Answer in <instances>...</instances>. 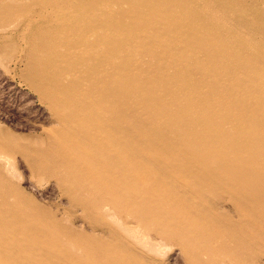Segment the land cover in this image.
Returning <instances> with one entry per match:
<instances>
[{"label": "bare ground", "instance_id": "6f19581e", "mask_svg": "<svg viewBox=\"0 0 264 264\" xmlns=\"http://www.w3.org/2000/svg\"><path fill=\"white\" fill-rule=\"evenodd\" d=\"M0 67V264H264V0H0Z\"/></svg>", "mask_w": 264, "mask_h": 264}, {"label": "rangeland", "instance_id": "374dc122", "mask_svg": "<svg viewBox=\"0 0 264 264\" xmlns=\"http://www.w3.org/2000/svg\"><path fill=\"white\" fill-rule=\"evenodd\" d=\"M43 110L44 108L35 95L26 88L19 76L12 72H6L0 67V125L10 130L14 129L13 131L18 133L34 134L39 131L40 126L48 124V116ZM17 170L18 177L20 174L21 187L32 198L34 197L35 201L47 208L53 206L60 208L63 205L66 207V202L59 197L57 189L51 183L45 182L39 188L27 179L28 175L23 167L19 168L18 166ZM73 224L76 229L86 231V227L81 222H74ZM165 251L161 257V260L165 261L164 264L183 263L178 250L169 248Z\"/></svg>", "mask_w": 264, "mask_h": 264}]
</instances>
